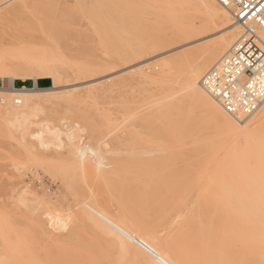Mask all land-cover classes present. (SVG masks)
<instances>
[{"label":"rangeland","instance_id":"obj_1","mask_svg":"<svg viewBox=\"0 0 264 264\" xmlns=\"http://www.w3.org/2000/svg\"><path fill=\"white\" fill-rule=\"evenodd\" d=\"M77 1L0 0V18L3 17V22L0 21V58L8 67L13 56L25 54L34 56L45 52L60 61V69L65 75L62 76L59 88L48 94L61 96L48 98L50 103L44 104L43 108L51 119L65 118L63 123L79 121L82 128L71 155L63 149L55 156H46L45 160L37 152L39 149L36 143L32 146L18 144L19 139L4 126L5 120L0 117V264H137V257L146 248L149 235L138 237L137 233L135 235L124 230L125 225L121 221H125L128 214L129 199L123 195L120 203L110 201V195L104 191L111 187L110 180L114 173L110 169H101L102 161H115L117 157L105 153L103 144H109L107 150H120L128 141L130 154L118 156L124 159L125 163H122L126 165V169L118 170V180L123 177L133 178L141 189L162 196L173 208L167 220L180 221L186 214L191 229L197 228L195 225L198 222L252 224L257 227V236L261 242L264 236V183L260 181H264V160L259 158L254 162L238 158L237 153L244 148L242 142H239L238 150L225 149L223 143L230 142L229 135L216 130L215 125L205 117L202 108L196 105L193 95L184 90L191 69L198 59H190L182 69L164 83H155L154 87L148 81L150 79H146L157 77L158 61L212 41L225 28L224 24L215 20L207 37L178 49L195 40L193 31L209 20L208 15L201 11L192 21L193 27H190V17L183 10L186 6L182 0H175L178 4L172 8L173 23L166 20V16H169L166 15L167 10L162 13L163 9L159 11L151 2L146 3V14L143 16L134 12L125 14L123 8L116 9L126 22L140 32L139 36L133 37L136 41L132 37L121 40L109 28L105 35L94 34L92 28L88 31L87 26L81 23L82 12L75 6ZM81 1L86 6L91 4L97 10L101 8L98 11L101 20L111 12L107 1ZM157 14L164 17L161 22L155 21ZM66 43L76 48L74 56L63 50ZM129 46L148 49L160 46L163 49L152 54L147 51L133 58L125 55ZM166 51L168 53L157 57ZM117 52L122 55L117 56ZM75 64L92 72L79 73ZM6 73L0 70V89L9 87ZM121 81L123 84H119ZM30 82V79L24 82L16 80L14 85L34 88ZM37 82V88L51 87L50 79L40 78ZM91 87L94 92L92 94ZM101 94L103 97L100 98ZM11 96L15 98L18 95ZM0 105L4 106V103ZM120 107L123 108L120 110ZM171 109L176 110L181 119L185 117L192 130H178L175 133L184 144L185 154L181 158L167 159L168 153L172 152L171 149L167 152L170 141L167 135L162 143H156L155 148L163 150L156 154L161 161L158 169L162 177L152 180L149 178V169L144 167L139 172L133 168L132 163L137 150L136 136L142 132L141 117L160 111L153 122L152 131L155 132L172 123L169 114ZM116 110H119L118 113ZM259 111L246 124L257 118ZM263 136L264 133L259 135ZM237 163L242 167L239 189L227 183L219 189L213 173L217 170L233 171ZM247 170L249 172L246 174ZM101 173L103 178L99 177ZM250 177L256 180L252 188L247 187ZM23 196L24 200H21ZM238 196H242V199L234 198ZM178 204L184 207L180 208ZM139 210L138 213L143 217V210ZM176 215L179 217L175 218ZM147 219L152 223L159 222L154 217ZM171 225V221L167 224L159 222L160 234H166ZM127 237L135 239V243L130 246L131 250L126 244ZM263 256L264 242H261L256 264H264Z\"/></svg>","mask_w":264,"mask_h":264},{"label":"bare ground","instance_id":"obj_2","mask_svg":"<svg viewBox=\"0 0 264 264\" xmlns=\"http://www.w3.org/2000/svg\"><path fill=\"white\" fill-rule=\"evenodd\" d=\"M78 1L75 6L78 8L79 11L82 12L81 23L87 26L88 31L89 28H92L94 34L102 33L103 35H105L106 32L108 33L107 29L109 28L108 30L111 31L112 33L118 34L121 40L122 39L126 40L132 37V40L135 41L136 39H133V37L139 36L140 32L137 30V28L133 27L131 24L126 22V20L122 17V15L120 16L116 12L117 11L116 9L123 8L125 10V14L134 12V13H139L143 16L146 14V8H147L146 3L151 2L153 7L155 5L157 8H159V11L163 9L162 13H164L167 10L166 15L169 14V16L168 17L166 16V20L167 22L173 23L175 20L173 15L171 14L173 13L172 8L178 4L175 0H104L107 1L108 7L111 9V12L109 13V15L106 16V18L101 20L98 13V11L101 10L100 8L101 6L99 5L100 3L98 4L100 7L97 6L100 9L97 10L98 8L95 9V7L92 6L91 4L90 5L88 4V6H86L85 4L82 3L81 0L80 1L82 4L79 3ZM182 1L184 3L183 5L186 6V9L184 8L183 10L185 12H188L190 17V21H191L190 27H193L194 24L192 21L196 18V15L201 11L206 15H208L209 20L207 22L205 21L206 23L204 24L201 23L202 26L199 24L201 26L200 28L199 27L198 29L194 28L196 29L195 31H193V33H195L193 35L194 37L193 39L195 40L179 46L178 49L187 47L207 37V34H209V32L212 30V27L216 23L215 20L224 24L225 28L218 34V36H216V38H214L212 41L200 47L188 51H183L176 56H171L169 58H165L158 61L157 66L159 72L157 74V77L154 78L146 77V79L147 80L150 79L148 81H150V83L152 82L151 84L154 87L155 83L158 84L159 82L164 83V81H166L170 76L174 75L177 71L182 69L183 66L187 64L190 59H194V58L198 59V62L191 69V72L185 83L184 90L190 92L193 95L196 101V105L202 108L205 117L215 125L216 127L215 129L221 132L222 134L227 133L229 135L228 138L230 139V142L223 143L225 149L229 150L233 148L235 150H238L239 148L238 144L239 142H242L244 144V148L243 150L237 153L236 156H238V158L241 159L244 158V160L245 159L253 160L254 162L257 161V159L259 158L264 160V136L259 137L261 133L262 134L264 133V104L260 108V111L258 110L259 116L255 118L252 122L250 121V123L246 124V121L250 117L255 115L258 111L253 115L242 119L241 121L234 120L226 113H224V111L220 108V106L217 103H215L200 86V80L203 77V75L206 73V71H208L211 68V66L243 34L244 32L243 26L241 25V23L234 21L233 15L227 6L223 4H219L216 0H182ZM8 14H11V12H8ZM163 18L164 17L157 14L155 21L161 22ZM0 21L3 22V17L0 18ZM258 34H259V38L264 43V33L258 32ZM75 49L72 44L66 43V47L63 50L69 51V53L72 54L71 56H74L75 54L73 53V51ZM162 49L163 47L160 46L153 47L151 49L145 48L143 46H136V47L129 46L128 49L126 50L127 53L125 55L126 57L136 58L144 52L148 51V54H152V53H157ZM165 53L168 52L167 51L161 52L157 57ZM65 55H67V52L65 53ZM120 55L122 54H120V52H117V56ZM2 60L3 59L0 60V70L7 72L6 74L8 75L7 79L9 83L8 89L2 87L0 89V94L3 95L0 96V103H4V106L0 105V117L4 118L5 120L4 126L5 127L7 126L6 128L9 131H12L13 134L11 132L10 133L12 135H15L19 139L20 142L17 141L18 144L21 145L22 143L23 146H25L24 144H29L30 146H32L34 145V143H36V146L39 149L37 152L40 153V156L44 157L45 160H47L46 156L50 154H53V156H55L54 154H57L60 150L63 149H66L68 155H71L75 151V145L77 143L76 140L78 141L80 138L79 136H80V132L82 131V128L79 126L78 123L81 122L78 121L76 123V122L68 121L67 123H63L65 118H59L58 120L51 119L50 117H48V113H46L43 108L44 104L50 103L48 98H58L61 96L59 94H48L51 91L59 88V85L61 84L62 76L65 75V73L60 69V64H61L60 61L54 59L53 57H50L45 52L39 55L36 54L34 56L32 54L13 56L12 60L10 61V67H8ZM78 64H75V66H77L79 73L92 72L90 69L80 68ZM40 78L50 79L51 87L41 89V88H37V86H34V88L30 89L26 87H16L14 85V82L16 80L26 81L27 79H30L35 83ZM112 81L111 84H113ZM121 83L122 81L119 82V84ZM126 83L127 82L125 81L124 84ZM150 83L148 85H150ZM111 84L108 85L110 86ZM119 87L121 88V86ZM143 87H144V83H143ZM111 89H109V91ZM88 90L87 92H89ZM133 90L134 89H132L131 91ZM100 91L103 92V89H100ZM142 91H145V89L143 90L142 88ZM87 92L85 94H87ZM92 93H94L93 88L91 94ZM11 94L13 95L15 94L18 96L14 98L11 96ZM148 94L151 95L150 92H148ZM101 96L102 94L100 95V98ZM96 98L94 99L96 100ZM59 100L58 103L60 102ZM153 101H155V99ZM122 108L123 107H120V110ZM101 110L103 111V108ZM169 114L172 119V123L165 128L155 130V132L152 131L154 124L153 122H155L158 116L160 115V111L143 115L141 117V125H140L142 132H140L136 136L138 140H137V150L134 153L132 159L133 168L137 171L139 170L140 172L141 169L146 167V169H149L151 171V173L149 174V178L152 180L155 179L158 180L162 177V174L158 169L161 161L156 154L163 152V150H159L158 148L156 149L155 148L156 143L159 144L162 143L165 140L164 138L165 135H167L168 137H170L169 148L167 149V152L170 149L172 150V152L168 153L167 159L181 158L185 154L184 144H183V140L181 141L175 136L176 135L175 133H177L178 130L187 131V132L192 130V127L188 122V120L185 117L181 119L180 115L177 113L176 110L171 109L169 111ZM165 115L167 116V114ZM130 118L131 117H129V119ZM161 118L163 119V117ZM130 123L132 122L130 121ZM188 135H190V133ZM108 146L109 144L107 143L103 144V147L106 150L105 153L113 154L116 155L117 157L114 159L115 161H109L107 159H105V161H102L101 169L103 171L110 169L112 170V173H114V175L111 177L110 180L111 187L109 189H106L107 191L104 192H108L107 194L110 195L109 197L111 199L110 200L111 202L115 201L120 203L121 197L123 195L125 197H128L129 199L128 214L125 218V221H121V223L125 225L124 230L127 233H131V234L135 233V235L137 233L138 237L149 235V239L146 241V245H147L146 248L137 257V264H256L257 263L260 243L264 242V236L261 238V242H260L259 239L260 237L258 238L257 236L258 229L255 225L217 224L212 222H208V223L198 222L195 225L197 228L191 229L189 228L190 225L189 217H186V214L182 217V220L180 221L179 220L174 221L170 219L167 220L173 208L170 207V204H168L166 200L162 198V196L157 194L156 195L151 194L147 192L145 188L144 190L141 189L138 186V182H136V180L133 178L130 179L128 177H123L120 180H118V175H119L117 173L118 170L120 168L126 169L125 167L126 165L124 164L125 163L124 159L120 157L118 158V156L121 155L128 156L130 154V148H129L130 142L128 141L124 145V148L120 150H107L106 148H108ZM62 153H64V151H62ZM247 172H249V170H247L245 173L247 174ZM241 175H242V167L239 163L236 164V167L233 171L226 172L225 170H217L215 171V173H213V176L215 177L214 182L218 185L219 189L225 183L232 185L236 189H239L238 187L241 182L240 181ZM99 177L103 178L104 176L101 173ZM208 180L210 181V177L208 178ZM260 180L261 179H259V181ZM247 181H248L247 182L248 188L254 187L256 180L250 177ZM260 182L264 183V181L262 180ZM176 184L178 185V183ZM122 185L124 187H122ZM234 198L242 199V196H238ZM21 200H24V196L23 198H21ZM179 207L183 208L184 205L180 204ZM139 209L143 210L144 212V214H142L143 217L138 213L140 211ZM187 215L190 216V214ZM139 217H141L142 219H140ZM147 217L157 218L158 221L161 222V224L162 223L167 224L168 222L170 223L171 221L172 225L171 227H169L170 229L166 234L161 235L160 234L161 231L158 228L159 222L152 223L147 219ZM178 217L176 215L175 218ZM180 226H184V227L179 228ZM175 227L178 228L175 229ZM178 240H180V244H178L179 243ZM134 243H135V239L133 240V238L127 237L126 244L127 247L130 248L129 250H131V247ZM262 258H264V256Z\"/></svg>","mask_w":264,"mask_h":264},{"label":"built area","instance_id":"obj_3","mask_svg":"<svg viewBox=\"0 0 264 264\" xmlns=\"http://www.w3.org/2000/svg\"><path fill=\"white\" fill-rule=\"evenodd\" d=\"M228 7L243 34L206 71L201 88L232 119L256 113L264 104V0H216Z\"/></svg>","mask_w":264,"mask_h":264},{"label":"crops","instance_id":"obj_4","mask_svg":"<svg viewBox=\"0 0 264 264\" xmlns=\"http://www.w3.org/2000/svg\"><path fill=\"white\" fill-rule=\"evenodd\" d=\"M24 82V81H23ZM37 81L34 83V81H32L31 80V82H30V84L32 85V86H37ZM14 84H15V82H14ZM23 84V83H22ZM21 87H26L25 85H22Z\"/></svg>","mask_w":264,"mask_h":264}]
</instances>
